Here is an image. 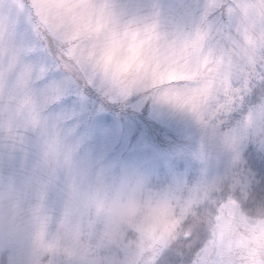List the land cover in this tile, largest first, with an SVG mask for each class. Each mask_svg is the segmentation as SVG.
Masks as SVG:
<instances>
[{
  "label": "snow or ice",
  "instance_id": "1",
  "mask_svg": "<svg viewBox=\"0 0 264 264\" xmlns=\"http://www.w3.org/2000/svg\"><path fill=\"white\" fill-rule=\"evenodd\" d=\"M210 8L224 25L215 48L205 29L167 38L154 24H121L101 0H0V132L13 141L33 133L53 175L68 151L50 109L91 88L153 92L190 111L232 155V167L210 183L150 195L155 206L133 260L125 247L133 233L87 222L88 264L99 254L106 264H264V0H215ZM249 132L254 196L240 165Z\"/></svg>",
  "mask_w": 264,
  "mask_h": 264
},
{
  "label": "rangeland",
  "instance_id": "2",
  "mask_svg": "<svg viewBox=\"0 0 264 264\" xmlns=\"http://www.w3.org/2000/svg\"><path fill=\"white\" fill-rule=\"evenodd\" d=\"M118 22L136 28L155 25L167 38L186 37L197 29L209 32L215 48L224 31L219 17H211L215 0H101ZM67 101V102H65ZM246 113L234 115L236 127ZM57 132L68 151V163L53 175L44 165L35 135L10 140L0 132V192L39 203L45 215L58 222L71 185L82 192H114L125 184L146 194L168 195L210 183L233 165L232 155L214 139L211 129L190 111L164 102L155 93L138 89L127 95L91 88L50 109ZM241 152L240 165L248 174L249 195L259 185L247 155L256 147L251 133ZM259 151V149H257ZM87 221L78 217L58 222L57 239L72 238L89 246ZM0 264H9L7 248H0Z\"/></svg>",
  "mask_w": 264,
  "mask_h": 264
},
{
  "label": "clouds",
  "instance_id": "3",
  "mask_svg": "<svg viewBox=\"0 0 264 264\" xmlns=\"http://www.w3.org/2000/svg\"><path fill=\"white\" fill-rule=\"evenodd\" d=\"M132 204L134 208L130 207ZM150 206H155L150 195L128 184L109 193L82 192L73 184L61 219L78 217L102 231L118 229L133 233L136 239L125 245L127 259L133 260ZM38 214L47 217L39 203L29 206L21 199L11 198L7 191L0 192V248H7L9 264H88L81 251L89 246L72 238L59 241L57 233L63 230L58 226L61 219L53 222L48 218L41 223ZM95 264H106L102 254L97 255Z\"/></svg>",
  "mask_w": 264,
  "mask_h": 264
}]
</instances>
